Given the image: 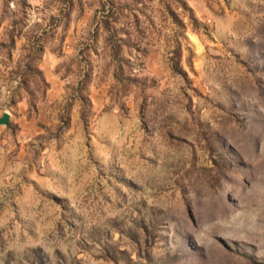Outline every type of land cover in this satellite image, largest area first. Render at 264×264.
<instances>
[{
  "label": "rangeland",
  "instance_id": "rangeland-1",
  "mask_svg": "<svg viewBox=\"0 0 264 264\" xmlns=\"http://www.w3.org/2000/svg\"><path fill=\"white\" fill-rule=\"evenodd\" d=\"M0 264H264V0H0Z\"/></svg>",
  "mask_w": 264,
  "mask_h": 264
},
{
  "label": "water",
  "instance_id": "water-1",
  "mask_svg": "<svg viewBox=\"0 0 264 264\" xmlns=\"http://www.w3.org/2000/svg\"><path fill=\"white\" fill-rule=\"evenodd\" d=\"M9 119L10 116L8 113H4L1 117H0V126H6L9 127Z\"/></svg>",
  "mask_w": 264,
  "mask_h": 264
}]
</instances>
